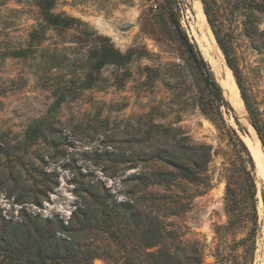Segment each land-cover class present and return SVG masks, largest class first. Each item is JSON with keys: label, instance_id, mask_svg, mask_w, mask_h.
I'll use <instances>...</instances> for the list:
<instances>
[{"label": "rangeland", "instance_id": "rangeland-1", "mask_svg": "<svg viewBox=\"0 0 264 264\" xmlns=\"http://www.w3.org/2000/svg\"><path fill=\"white\" fill-rule=\"evenodd\" d=\"M194 2L202 10L201 0H172L171 10L203 58L198 41L206 31L197 25ZM208 4L234 73L204 13L219 65L203 59L228 111H218L205 89L164 0H0L2 214H17L20 207L13 205L8 191L16 181L31 183L33 178L58 185L41 209L30 208L44 217L68 218L75 208L76 188L93 176L123 200L133 188V174L173 171L169 154L176 130L177 140L186 137L188 145L207 150L209 188L180 179L171 192L165 183L149 187L157 196L165 195L164 201L193 197L185 212L169 216L167 222L183 242L201 247L203 264H264V177L253 152L254 148L264 158V146L243 100L233 102L225 91L241 97L240 84L264 132V16L253 15L247 32L244 0H208ZM42 7L69 21L49 24ZM98 18L104 30L95 23ZM104 48L124 55L126 63L121 66L112 60L101 66ZM50 109L38 140L25 143L26 128ZM232 129L247 147L253 168ZM6 146L19 147L8 156L1 151ZM174 151L176 162H181L180 149ZM251 178L254 197L249 193ZM120 254L114 251L93 264H123Z\"/></svg>", "mask_w": 264, "mask_h": 264}, {"label": "trees", "instance_id": "trees-1", "mask_svg": "<svg viewBox=\"0 0 264 264\" xmlns=\"http://www.w3.org/2000/svg\"><path fill=\"white\" fill-rule=\"evenodd\" d=\"M164 1L170 9L169 19L181 33L182 40L193 57L204 87L216 108L218 111L221 108L228 111V104L214 79L211 68L197 51L196 46L190 44L187 36L181 32L179 20L171 10L172 0ZM201 3L215 40L228 67L234 73L232 58L214 30L208 0H201ZM243 8L245 17L243 26L248 32L253 26L251 20L253 15L258 13L264 16V0H244ZM49 10L50 7L42 9V14L49 24L57 25L61 21H69L68 18L49 14ZM112 60L121 66L126 63L124 55L104 48L101 66L112 64ZM238 87L250 122L264 146L263 129L250 110L239 83ZM52 110L50 109L26 128L25 143L34 144L38 140L37 134L51 117ZM231 132L253 168V160L247 147L235 130L232 129ZM177 135V131L173 130L171 139L176 144L172 145L169 154V165L173 171L133 174L131 177L133 188L123 200H119L102 180L93 176L86 185L76 188L75 208L68 218L59 214L44 217L30 209L32 206L42 208V202L48 200L49 195L58 187L56 181L41 178L40 180L33 178L31 183L16 181L8 193L9 197L13 198V205L20 207L17 214L7 216L0 212V264H93L95 259L104 255H113L114 251L121 252L123 264H203L201 247L196 243L183 242L172 223L167 222L169 216H175L177 212H185L193 197L185 196L178 202L164 201L165 195L157 196L148 191L151 186L165 183L166 191L171 192L177 179L187 185L209 188L205 176V165L209 162L207 150L203 146L188 145L186 137L177 140ZM175 146L180 149L181 162H176ZM16 148L6 146L1 151L10 156V152L14 153ZM250 183L253 188L249 190L250 197H254L256 189L252 178ZM153 209L162 210L163 213L155 214L152 212ZM227 213L232 211L227 209ZM232 224L233 220L229 219L228 226Z\"/></svg>", "mask_w": 264, "mask_h": 264}, {"label": "bare ground", "instance_id": "bare-ground-1", "mask_svg": "<svg viewBox=\"0 0 264 264\" xmlns=\"http://www.w3.org/2000/svg\"><path fill=\"white\" fill-rule=\"evenodd\" d=\"M196 2L193 3V9L196 12V18H198V21H197L198 24L197 25H199V27L203 31H206V33H204L201 36V39L198 41L199 48H200L202 55H203V58L205 60L211 61L213 63V65L218 66L219 63L217 62V60L215 59V57L213 55V52H215L214 51L215 50V43H214V39H213V34H211L212 32H211L207 22H204V20H203L204 14L200 8V5ZM204 19H205V17H204ZM95 23H96L97 27L100 28V30L105 29V26L103 25V22L100 18L95 19ZM108 32H111V30H108ZM217 53H219V52L217 51ZM225 91L228 94V98L230 100H232L233 102H236V103H242V99L236 91L232 92L228 88H225ZM253 152L256 154L255 157H256V164H257L258 169H259L258 171L264 177V161L262 160L264 158L261 159L260 156L256 153L254 148H253Z\"/></svg>", "mask_w": 264, "mask_h": 264}, {"label": "water", "instance_id": "water-1", "mask_svg": "<svg viewBox=\"0 0 264 264\" xmlns=\"http://www.w3.org/2000/svg\"><path fill=\"white\" fill-rule=\"evenodd\" d=\"M250 124H251V122H250ZM251 126H252V124H251ZM253 127V126H252ZM255 130V129H254ZM256 132V131H255ZM257 134V133H256ZM258 136V135H257ZM259 138V137H258ZM260 141V140H259Z\"/></svg>", "mask_w": 264, "mask_h": 264}]
</instances>
